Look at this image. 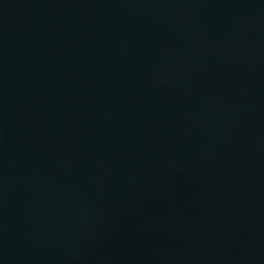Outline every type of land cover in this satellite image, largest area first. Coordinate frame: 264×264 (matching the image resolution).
I'll list each match as a JSON object with an SVG mask.
<instances>
[{
	"label": "water",
	"instance_id": "obj_1",
	"mask_svg": "<svg viewBox=\"0 0 264 264\" xmlns=\"http://www.w3.org/2000/svg\"><path fill=\"white\" fill-rule=\"evenodd\" d=\"M0 264H264V0H0Z\"/></svg>",
	"mask_w": 264,
	"mask_h": 264
}]
</instances>
